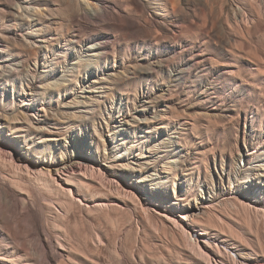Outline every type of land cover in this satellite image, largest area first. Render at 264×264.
Here are the masks:
<instances>
[{"label":"rangeland","instance_id":"1","mask_svg":"<svg viewBox=\"0 0 264 264\" xmlns=\"http://www.w3.org/2000/svg\"><path fill=\"white\" fill-rule=\"evenodd\" d=\"M66 1L0 18V264H264V0Z\"/></svg>","mask_w":264,"mask_h":264},{"label":"bare ground","instance_id":"2","mask_svg":"<svg viewBox=\"0 0 264 264\" xmlns=\"http://www.w3.org/2000/svg\"><path fill=\"white\" fill-rule=\"evenodd\" d=\"M36 1H38V0H19V2H14V3H16V4H13V3H11L10 4V2H7V3H9L10 4V6H9V9H8V11L6 10V9H2V10H0V18L2 17V19L3 20H5V18L8 16V15H10L12 18H14V23H17V21L19 20V21H27V23L29 22H31V23H34L33 25H38V24H40L41 23V21L43 20V18H46V17H49V16H46V14L40 9V7H39V5L37 4V2ZM53 1V0H52ZM68 1V0H67ZM66 1V2H67ZM83 2H85V5L87 6V7H91V6H88L89 5V3H91V1L90 0H82ZM65 3V2H64ZM2 4H4V3H2ZM4 5H6V4H4ZM80 9V8H79ZM47 13V12H46ZM87 13H89V10L88 11H86V10H81V11H70L69 12V16H70V19L72 20V21H74L78 16H80V15H82V14H87ZM64 14V13H63ZM92 14H94L93 12H92ZM49 15V14H48ZM60 16H62V15H60ZM83 17V16H82ZM57 18H59L58 16H57ZM61 18V17H60ZM63 18V17H62ZM80 18V17H79ZM55 19V18H54ZM69 19V18H68ZM67 19V17H66V20H68ZM69 19V20H70ZM65 19L63 18V21H64ZM62 21V22H63ZM3 22V21H2ZM43 22H44V20H43ZM56 22V21H55ZM1 23V22H0ZM20 23V22H19ZM19 23H17V24H19ZM65 23V22H64ZM66 25H68L67 23H65ZM1 25V24H0ZM12 26H14V25H12ZM52 26V25H51ZM16 27V26H15ZM50 27V26H49ZM5 28V27H4ZM41 28V27H40ZM55 28V27H54ZM2 29H3V27H2ZM0 30H1V28H0ZM41 29H38V31H40ZM68 31V30H67ZM32 34L33 33H31V32H28L27 33V36L28 37H31L32 36ZM35 34V33H34ZM44 34V33H43ZM2 35V34H1ZM0 35V36H1ZM48 35V34H47ZM2 37V36H1ZM60 37V36H59ZM25 38V37H24ZM52 38V37H51ZM58 38V37H57ZM22 39V38H21ZM55 41V40H54ZM70 41H72V42H75L76 40H74V39H70ZM26 42H27V44L28 43H30V44H32V47H35L34 46V44H33V41H31L29 38H26ZM47 42V41H46ZM71 42V43H72ZM44 43V42H43ZM49 43V42H48ZM43 46H46V45H44V44H42ZM8 46V45H7ZM47 47V46H46ZM21 50V49H20ZM0 51H2L1 49H0ZM31 52H32V50H31ZM61 53V52H60ZM105 53V52H104ZM59 55V54H58ZM61 56V55H60ZM23 61V60H22ZM21 61V62H22ZM20 63V62H19ZM9 64V63H8ZM8 64H4V62L2 63H0V77L1 76H3V73H5L6 71H8ZM21 65V64H20ZM52 66H54V65H52ZM11 68V70H12V67H10ZM21 68V67H20ZM51 68V67H50ZM18 69V68H17ZM16 69V70H17ZM21 70V69H20ZM8 73V72H7ZM2 80V79H1ZM7 80V79H6ZM3 108V107H2ZM1 108V106H0V130H2V127L4 126V123H7V122H9V121H11L12 123H13V121H19V119L21 118V115H20V113L21 112H17V113H15V114H13V116H11V117H7L8 115L7 114H5L4 113V110ZM35 109V108H34ZM7 110V109H6ZM36 111H38V112H43V114H42V116H46V112H45V110L43 109V108H37L36 109ZM14 112V111H13ZM10 114V113H9ZM22 114V113H21ZM31 114H33V113H31ZM23 115V114H22ZM23 116H26V115H23ZM75 115H73L72 114V117H71V119L70 120H76V117H74ZM27 117V116H26ZM7 118V119H6ZM23 118V117H22ZM34 118V117H33ZM43 118V117H42ZM24 119H26V118H24ZM29 118H27L26 120H28ZM36 119V118H35ZM44 119V118H43ZM40 120H42V119H40ZM50 120V119H49ZM32 120H31V118L29 119V121H28V125L30 126V127H34L35 129H37V130H43L44 128V126L42 127V125H36V126H34V124H32V122H31ZM18 123V122H17ZM39 123V122H38ZM9 124H11L10 122H9ZM53 125L54 126H56L57 124L56 123H53ZM60 125V124H59ZM7 127V126H6ZM10 128V127H9ZM33 128V129H34ZM51 130V129H50ZM48 131V130H47ZM59 129L58 130H55V131H53V132H49L50 134H46L47 136L44 138V140H45V142H51V141H53V142H56V141H58L57 140V138L59 137H57V135L59 134ZM12 132V131H11ZM2 134V133H1ZM2 136V135H1ZM4 136V135H3ZM3 140V139H2ZM59 140H60V138H59ZM9 141V140H8ZM23 141V140H22ZM10 142V141H9ZM14 142V141H13ZM16 142V141H15ZM28 144V143H27ZM47 144V143H46ZM7 145V144H6ZM51 145V144H50ZM16 147V146H15ZM17 147H20V149H21V147H23L21 144H18L17 145ZM25 148V147H24ZM0 150H2V148H0ZM4 150V149H3ZM28 150H29V146H28ZM4 151H6V150H4ZM40 152V151H39ZM27 153V152H26ZM42 153V152H41ZM10 154V153H9ZM39 154V153H38ZM9 156V155H8ZM29 156V155H28ZM40 156V155H39ZM11 157H12V155H11ZM14 157H16V159L19 161V166H22V168H31L30 166H32V160H28V158H23V157H21V156H14ZM66 157V156H65ZM33 158V157H32ZM34 159V158H33ZM89 159V158H88ZM37 160V159H36ZM35 160V161H36ZM86 158L83 156V155H81L80 153H75V154H72V155H70V156H68L66 159H63V161H61V162H59L57 165H51V167H50V165H49V167L52 169V171H55L57 174L60 172V174H63V175H66L65 173H67L68 174V172H71V173H74V172H76V171H78V170H80L81 169V166H86V164L88 163V161H87V163H86ZM91 160V159H90ZM35 165V170H34V172H37L38 174L39 173H43V168L40 166V164H38V161L36 162V164H34ZM21 168V167H20ZM33 168V167H32ZM48 169L47 168V171L49 170H51V169ZM261 169H263V167L261 168ZM33 170V169H32ZM82 170V169H81ZM30 172V171H29ZM32 172V171H31ZM46 173V172H45ZM37 175V174H36ZM38 176V175H37ZM60 176V175H59ZM61 177V176H60ZM41 179V178H40ZM39 179V180H40ZM61 179H64L63 177H61ZM50 180V179H49ZM48 180V181H49ZM51 181V180H50ZM50 181H49V183H50ZM53 181V180H52ZM51 181V182H52ZM64 181V180H63ZM46 183H48V182H46ZM66 188V187H65ZM71 188V187H70ZM1 198H4L5 200H12V199H14V196H13V194L7 189V187H6V185L3 183V182H0V200H1ZM2 202V201H1ZM13 202V201H12ZM7 203V202H6ZM2 206V205H1ZM183 215V214H182ZM186 216H183L182 218H183V220H185L186 218H185ZM8 218V216L6 217V215L4 214V213H2V212H0V225L1 226H3L4 228H6V232H7V230L10 232V233H12L13 235L14 234H18V233H15L16 232V229L18 228V229H20L19 228V226H20V224L19 223H15V224H13L12 222H11V219H9ZM22 225V224H21ZM23 225H25V229H26V227H27V235H29V236H32L33 237V239H34V244H35V242L38 244V246H39V249H40V252H41V254L47 259V258H49V260H52V257L55 255L54 254V252H53V249H52V246H51V244H50V241L49 240H47V239H43V237H42V234H44V230H42L40 227H38V225L36 224V222H35V220H33V219H27L26 220V222H25V224H23ZM13 227V228H12ZM22 227V226H21ZM26 231V230H25ZM186 233V232H185ZM46 234V233H45ZM19 235V234H18ZM45 236V235H44ZM18 238V237H17ZM17 238H15V239H17ZM14 238H13V240H15ZM32 241V240H31ZM30 241V242H31ZM33 244V243H32ZM22 245H24V244H22ZM21 245V246H22ZM20 246V247H21ZM23 247V246H22ZM21 247V248H22ZM20 248V249H21ZM24 249H25V246L23 247ZM22 248V249H23ZM1 249V248H0ZM14 249H16V248H14ZM17 251V250H16ZM15 252V251H14ZM12 255H13V253H12ZM9 257V256H8ZM7 256H0V259H2V258H4L5 260H7V261H11L9 258H8ZM10 257H11V255H10ZM51 257V258H50ZM54 259H55V257H54ZM53 259V260H54ZM3 261V260H2ZM6 262V261H5ZM19 264V263H18Z\"/></svg>","mask_w":264,"mask_h":264}]
</instances>
